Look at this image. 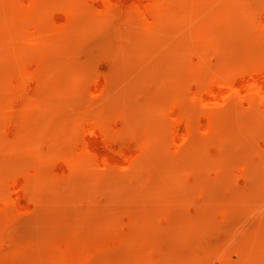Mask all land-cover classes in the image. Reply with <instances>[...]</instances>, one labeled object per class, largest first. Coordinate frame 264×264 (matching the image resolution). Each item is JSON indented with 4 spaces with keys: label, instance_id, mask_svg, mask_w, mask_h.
Instances as JSON below:
<instances>
[{
    "label": "rangeland",
    "instance_id": "1",
    "mask_svg": "<svg viewBox=\"0 0 264 264\" xmlns=\"http://www.w3.org/2000/svg\"><path fill=\"white\" fill-rule=\"evenodd\" d=\"M168 8L164 30L90 18L19 91L0 72V264H264V110L205 95L264 66V0ZM89 124L122 162L88 157Z\"/></svg>",
    "mask_w": 264,
    "mask_h": 264
},
{
    "label": "bare ground",
    "instance_id": "2",
    "mask_svg": "<svg viewBox=\"0 0 264 264\" xmlns=\"http://www.w3.org/2000/svg\"><path fill=\"white\" fill-rule=\"evenodd\" d=\"M170 2L172 0H0V38L5 39L8 44L7 46H0V72L9 78L10 88L19 91L24 87L30 76L32 77L38 66H42V62L46 61L45 55H42L41 52L49 48V45L53 42H65L85 27L90 18H104L109 21L119 16L123 19L137 18L148 29L158 28L164 30L174 25L173 18H178L179 12H181L179 10L171 12L168 8ZM184 18H186L185 14ZM6 30L10 32H4ZM13 41L19 45L16 47V45H13ZM25 41L29 42L28 44L32 45L36 51L29 52L26 60L22 59L15 64H5L3 62L5 59H9L17 53H22L21 46ZM17 48L21 50H17ZM36 52L40 53L39 56H36L40 60L36 58V60H33ZM224 85H227V83H224ZM224 85H209L205 93L209 97L207 100H213L212 102H214V100L234 96L250 106L258 104L264 110V66H253L239 73L228 87ZM21 107L23 106L9 105L8 115L6 116L7 119H15L19 129L23 128L24 125ZM3 132L10 134L8 129L3 130ZM19 136L20 134H17V132L11 135L12 138ZM85 138L86 144L84 146L88 157L112 164L124 160L121 153L117 152L112 142L106 138L102 128L96 124L88 125ZM28 180L29 177L24 175L14 182L12 195L18 205L22 204L25 197L24 192ZM9 203V200L0 198V208H5Z\"/></svg>",
    "mask_w": 264,
    "mask_h": 264
}]
</instances>
